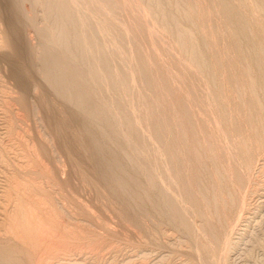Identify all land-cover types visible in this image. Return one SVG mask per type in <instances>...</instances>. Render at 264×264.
Masks as SVG:
<instances>
[{
  "label": "rangeland",
  "instance_id": "374dc122",
  "mask_svg": "<svg viewBox=\"0 0 264 264\" xmlns=\"http://www.w3.org/2000/svg\"><path fill=\"white\" fill-rule=\"evenodd\" d=\"M0 250L264 264V0H0Z\"/></svg>",
  "mask_w": 264,
  "mask_h": 264
},
{
  "label": "bare ground",
  "instance_id": "6f19581e",
  "mask_svg": "<svg viewBox=\"0 0 264 264\" xmlns=\"http://www.w3.org/2000/svg\"><path fill=\"white\" fill-rule=\"evenodd\" d=\"M81 1V0H80ZM59 2V1H58ZM73 2V1H72ZM74 2H75V0H74ZM99 3V2H98ZM3 4V3H2ZM85 4V3H84ZM101 4H103V3H101ZM79 5V4H78ZM40 6V5H39ZM57 6V5H56ZM75 6V5H74ZM81 6V5H80ZM86 6V5H85ZM76 7V6H75ZM78 7V6H77ZM104 6H102V8H103ZM80 8H83V7H79V8H77V9H80ZM84 10V9H83ZM105 10V9H104ZM32 11H33V9H32ZM75 11H78V10H75ZM92 12V11H91ZM79 13H80V11H79ZM78 13V14H79ZM32 14H34V13H32ZM55 14V13H54ZM80 14H82V13H80ZM94 14V13H93ZM4 15V14H3ZM83 15V14H82ZM32 16H34V15H32ZM57 16V15H56ZM81 16V15H80ZM89 16V15H88ZM111 16V15H110ZM79 17V16H78ZM89 17H91V16H89ZM102 17V16H101ZM114 17V16H113ZM45 18V17H44ZM62 18V17H61ZM94 18V17H93ZM112 18V17H111ZM4 19V18H3ZM89 19V18H88ZM95 19H97V18H95ZM95 19H94V21H95ZM45 20V19H44ZM99 20V19H98ZM81 21V20H80ZM116 21V20H115ZM84 22V21H83ZM89 22V21H88ZM96 22V21H95ZM82 23V22H81ZM103 23V22H102ZM122 23V22H121ZM89 24H90V22H89ZM100 24V22L98 23V25ZM124 24V23H123ZM17 25V24H16ZM15 25V26H16ZM83 25H84V23H83ZM82 25V26H83ZM9 26V25H8ZM66 26V25H65ZM80 26V25H79ZM90 26H93V24L91 23L90 24ZM149 26V25H148ZM84 27H85V25H84ZM99 27V26H98ZM97 27V28H98ZM9 28V27H8ZM90 28V27H89ZM100 29V28H99ZM101 29H103V28H101ZM97 31V30H96ZM95 30L93 31V32H91V34L92 35H94L95 37L97 36V35H95V33H99L98 31L96 32ZM105 31V30H104ZM60 32V31H59ZM84 32V31H83ZM83 32H82V34H83ZM5 33V32H4ZM54 33V32H53ZM37 34V33H36ZM109 34V33H108ZM151 34V33H150ZM158 34V33H157ZM54 35V34H53ZM65 36V35H64ZM129 38V37H128ZM83 39H85V38H83ZM96 39H97V37H96ZM111 40V39H110ZM160 40V39H159ZM85 41V40H84ZM94 41V40H93ZM113 41V40H112ZM99 43V42H98ZM107 43V42H106ZM117 43V42H116ZM48 45V44H47ZM87 45V44H86ZM114 45V44H113ZM118 45V44H117ZM153 45V44H152ZM49 46V45H48ZM88 46V45H87ZM108 46V45H107ZM166 46V45H165ZM118 47V46H117ZM51 48V47H50ZM44 49H46V48H44ZM51 49H53V48H51ZM54 50V49H53ZM57 50V49H56ZM88 50H91V49H88ZM120 50V49H119ZM61 51V50H60ZM98 51V50H97ZM54 52H55V50H54ZM89 52V51H88ZM100 52V51H99ZM119 52V51H118ZM89 53H93V52H89ZM131 53V52H130ZM35 54V53H34ZM98 55V54H97ZM123 56V55H122ZM65 57V56H64ZM125 57H126V55H125ZM146 57H148V56H146ZM91 58V57H90ZM93 59V58H92ZM107 59V58H106ZM112 60V59H111ZM69 61V60H68ZM88 61H89V58H88ZM120 62H121V60H120ZM75 63V62H74ZM76 64V63H75ZM98 64V63H97ZM95 65V64H94ZM132 65V64H131ZM110 66V65H109ZM128 66H130V65H128ZM75 67V66H74ZM125 68V67H124ZM62 71H64V72H62ZM77 71V70H76ZM90 71V70H89ZM134 71V70H133ZM33 73V72H32ZM116 73V72H115ZM134 73V72H133ZM88 74V73H87ZM47 76V78H48V80L49 81H51V83H52V85H53V87H55V89L56 90H60L61 92H64L65 94H67V92L68 91H70V88H71V86H72V84H71V80L68 78L69 76H68V74H67V72L65 71V70H63V69H61L60 68V65L58 66V67H52V65H51V63H50V66H49V71L47 72V74H46ZM115 75V74H114ZM84 76V75H83ZM131 76V75H130ZM90 77V76H89ZM92 77V76H91ZM102 78V77H101ZM118 78V77H117ZM85 79H87V78H85ZM91 79V78H90ZM155 79V78H154ZM134 80V79H133ZM75 83V82H74ZM118 83V82H117ZM133 84H135V83H133ZM11 86V85H10ZM133 86V85H132ZM98 91V90H97ZM101 91V90H100ZM17 92V91H16ZM70 92H72V90L70 91ZM133 92V91H132ZM142 92V91H141ZM88 93V92H87ZM70 94V93H69ZM73 94V93H72ZM90 94V93H89ZM101 94H103V92L102 93H100V95ZM168 94V93H167ZM97 95V94H96ZM210 95V94H209ZM91 96V95H90ZM133 97H136V96H133ZM142 97V96H141ZM140 98V97H139ZM143 98V97H142ZM126 99H128V98H126ZM133 99V98H132ZM128 100H130V99H128ZM170 101V100H169ZM106 103V102H105ZM104 103V104H105ZM113 103V102H112ZM110 105V104H109ZM214 105V104H213ZM108 107V106H107ZM129 107V106H128ZM133 107V106H132ZM109 108V107H108ZM117 108V107H116ZM131 108V107H130ZM134 108V107H133ZM105 109H106V107H105ZM113 109V108H112ZM120 110V109H119ZM178 110V109H177ZM106 111H108V109L106 110ZM133 111V110H132ZM148 112V111H147ZM86 113V112H85ZM174 113V112H173ZM263 113V112H262ZM256 115V114H255ZM120 116V115H119ZM18 117V116H17ZM142 117V116H141ZM165 117V116H164ZM120 118V117H119ZM178 118V117H177ZM125 119V118H124ZM181 121V120H180ZM118 122V121H117ZM121 122V121H120ZM119 122V123H120ZM126 122V121H125ZM157 123H159V122H157ZM175 123V122H174ZM247 124V123H246ZM114 125V124H113ZM175 125V124H174ZM242 125V124H241ZM59 126V125H58ZM122 127V126H121ZM161 127V126H160ZM245 127V126H244ZM124 128V127H123ZM249 129V128H248ZM244 130H246V129H244ZM243 131V130H242ZM147 132V131H146ZM162 132V131H161ZM127 133V132H126ZM176 133V132H175ZM178 133V132H177ZM241 133H243V132H241ZM223 134H224V132H223ZM235 134V133H234ZM254 134V133H253ZM164 135V134H163ZM162 135V136H163ZM17 136V135H16ZM152 136V135H151ZM178 136V135H177ZM250 136V135H249ZM125 137V136H124ZM171 137V136H170ZM127 138V137H126ZM238 138V137H237ZM249 138V137H248ZM251 138V137H250ZM261 138V137H260ZM88 139V138H87ZM125 139V138H124ZM247 139V138H246ZM256 139V138H255ZM173 140V139H172ZM252 140V139H251ZM189 141H190V139H189ZM246 141V140H245ZM254 141H256V140H254ZM149 142V141H148ZM252 142V141H251ZM91 143V142H90ZM131 143V142H130ZM146 143V142H145ZM153 143V142H152ZM179 143V142H178ZM133 144V143H132ZM135 144V143H134ZM148 145H149V143H148ZM238 145V144H237ZM172 146V145H171ZM194 146V145H193ZM141 148V147H140ZM150 148V147H149ZM177 148V147H176ZM254 148V147H253ZM172 149V148H171ZM149 150V149H148ZM208 152V151H207ZM144 153V152H143ZM142 153V154H143ZM149 153V152H148ZM241 153V152H240ZM152 155V154H151ZM163 155V154H162ZM202 156V155H201ZM238 156V155H237ZM165 157V156H164ZM232 157V156H231ZM240 157V156H239ZM220 158V157H219ZM233 158V157H232ZM242 158V157H241ZM183 159H184V157H183ZM120 160V159H119ZM162 160H163V158H162ZM174 160V159H173ZM223 160V159H222ZM149 161V160H148ZM154 161V160H153ZM156 161V160H155ZM242 161V160H241ZM143 162V161H142ZM163 162V161H162ZM176 162V161H175ZM152 163V162H151ZM146 164V163H145ZM246 164V163H245ZM125 165V164H124ZM210 167V166H209ZM247 167V166H246ZM167 168V167H166ZM240 168V167H239ZM152 170V169H151ZM154 171V170H153ZM188 171V170H187ZM170 174V173H169ZM193 174V173H192ZM168 175V174H167ZM187 175V174H186ZM190 175V174H189ZM195 175V174H194ZM191 177V176H190ZM233 177V176H232ZM248 177V176H247ZM188 179V178H187ZM174 180V179H173ZM163 181V180H162ZM111 182V181H110ZM164 182V181H163ZM190 183V182H189ZM235 183V182H234ZM164 184V183H163ZM176 185V184H175ZM190 185V184H189ZM161 186V185H160ZM192 185H190V187H191ZM165 188V187H164ZM170 188V187H169ZM182 188V187H181ZM117 189V188H116ZM209 189V188H208ZM127 190V189H126ZM158 190V189H157ZM146 193V192H145ZM157 193V192H156ZM155 195V194H154ZM159 196V195H158ZM135 200V199H134ZM150 202V201H149ZM162 203V202H161ZM14 204V203H13ZM29 207V206H28ZM201 207V206H200ZM206 208V207H205ZM154 210V209H153ZM211 211V210H210ZM130 212V211H129ZM156 213V212H155ZM175 216V215H174ZM237 217V216H236ZM176 226V225H175ZM210 228V227H209ZM212 228V227H211ZM195 230V229H194ZM204 232V231H203ZM199 234V233H198ZM212 239V238H211ZM48 241V240H47ZM210 244V243H209ZM2 245V244H1ZM254 245V244H253ZM225 247V246H224ZM198 250V249H197ZM1 251V250H0ZM7 252V251H6ZM6 259H8V258H6ZM1 264V263H0ZM2 264H4V263H2Z\"/></svg>",
  "mask_w": 264,
  "mask_h": 264
}]
</instances>
